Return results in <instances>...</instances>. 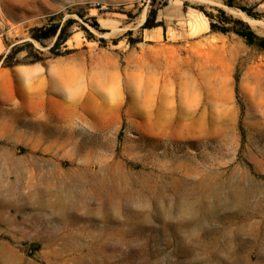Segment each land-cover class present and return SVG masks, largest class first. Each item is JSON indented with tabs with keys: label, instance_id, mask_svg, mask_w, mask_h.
<instances>
[{
	"label": "rangeland",
	"instance_id": "rangeland-1",
	"mask_svg": "<svg viewBox=\"0 0 264 264\" xmlns=\"http://www.w3.org/2000/svg\"><path fill=\"white\" fill-rule=\"evenodd\" d=\"M237 3L261 17L222 0H0V55L63 13L86 78L39 125L0 100V190L59 182L80 206L77 221L1 208L0 264H264V51L203 14L264 37V0ZM33 44L50 57L53 41Z\"/></svg>",
	"mask_w": 264,
	"mask_h": 264
},
{
	"label": "crops",
	"instance_id": "crops-1",
	"mask_svg": "<svg viewBox=\"0 0 264 264\" xmlns=\"http://www.w3.org/2000/svg\"><path fill=\"white\" fill-rule=\"evenodd\" d=\"M208 23L205 24V26ZM74 55L57 57L43 63L18 65L11 69L0 67V89L4 84L11 85V94L5 96L0 90V100L9 101L11 106L21 111V116L29 124L39 125L49 116L45 105L51 104L56 94L62 97L65 108L76 102V93H84L85 76ZM60 83L65 88L60 90Z\"/></svg>",
	"mask_w": 264,
	"mask_h": 264
},
{
	"label": "trees",
	"instance_id": "trees-1",
	"mask_svg": "<svg viewBox=\"0 0 264 264\" xmlns=\"http://www.w3.org/2000/svg\"><path fill=\"white\" fill-rule=\"evenodd\" d=\"M155 0H151V5H153ZM238 0H222L224 6L230 9H238L241 12H244L248 17L252 19H259L260 14L253 13L251 9L244 8L237 3ZM166 2L161 4L159 7L152 6L149 18L154 20L157 14V11L165 7ZM219 14V20L214 21L212 14H203L207 17L209 21V29L211 33H221L224 35L234 34L241 38L244 43L253 47L259 51H264V37L257 35L250 26L239 19H234L231 16H227L222 9H215ZM63 13H55L47 17L46 23L40 27H34L29 30L28 41H22L19 44L11 45L5 42L6 48H10L6 54L0 55V65L2 68L11 69L18 65H28L35 63H43L46 60L64 57L69 55L71 52L66 50V42L72 36V28L74 21L67 19L63 21ZM147 19L146 23L149 21ZM145 23V24H146ZM152 27V26H151ZM144 29L150 28L148 25L143 26ZM53 41L52 46L48 47V52L50 57H43L42 52L39 49L34 47L33 42L38 43L43 48L46 47V42ZM47 48V47H46ZM64 48V51L60 49ZM26 52L24 58L20 61L17 59L18 55Z\"/></svg>",
	"mask_w": 264,
	"mask_h": 264
},
{
	"label": "bare ground",
	"instance_id": "bare-ground-1",
	"mask_svg": "<svg viewBox=\"0 0 264 264\" xmlns=\"http://www.w3.org/2000/svg\"><path fill=\"white\" fill-rule=\"evenodd\" d=\"M246 20L248 22H250L251 24L255 23V21H252L250 19L246 18ZM206 27H208V25H206ZM75 109H76V107H75ZM46 132L56 133V134L58 133L59 135H62L64 133L61 129H47ZM72 175H74V174H72ZM51 177H54V179H55L54 175H52ZM78 178L79 177L77 175V179ZM48 179L49 178H46V180H48ZM81 186H83V185H81ZM37 187L38 186H35L34 189L35 188L36 189L34 191L32 190L33 192H31V193L25 192L26 187H20V186H18L15 189H12L10 187L7 189H5V188L1 189L0 190V209L1 208L2 209L13 208L15 210V212H20L21 210H23L27 207H31V208H34V209L40 210V211L47 210L52 215H54V217H59L61 219L66 218V219H69L71 221H77L79 219L78 216L76 215V213L79 210L80 206L76 203L77 202L76 200L70 199L71 194H74V192L71 190L69 185H64V184L58 182V183H48L47 185L43 186L42 188H37ZM27 190H28V188H27ZM21 200L24 201L25 204L17 206L16 203L18 201H21ZM29 201H31V202L28 203ZM83 206H84V204H83ZM105 206H106V204H105ZM105 206H103V207H105ZM86 213H87V211H86Z\"/></svg>",
	"mask_w": 264,
	"mask_h": 264
}]
</instances>
